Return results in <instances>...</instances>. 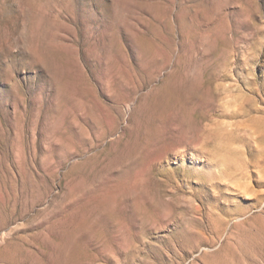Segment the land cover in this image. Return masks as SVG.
I'll return each instance as SVG.
<instances>
[{"label":"rangeland","instance_id":"1","mask_svg":"<svg viewBox=\"0 0 264 264\" xmlns=\"http://www.w3.org/2000/svg\"><path fill=\"white\" fill-rule=\"evenodd\" d=\"M0 264H264V0H0Z\"/></svg>","mask_w":264,"mask_h":264}]
</instances>
